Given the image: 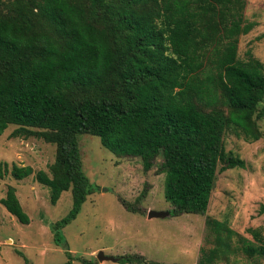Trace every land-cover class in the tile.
I'll use <instances>...</instances> for the list:
<instances>
[{
	"label": "trees",
	"instance_id": "obj_1",
	"mask_svg": "<svg viewBox=\"0 0 264 264\" xmlns=\"http://www.w3.org/2000/svg\"><path fill=\"white\" fill-rule=\"evenodd\" d=\"M246 1L0 0V135L14 126L12 137L55 147L53 163L33 177L51 205L71 194L70 211L52 224L56 244L94 190L80 135L98 137L119 159H139L145 172L161 158L169 217L205 215L218 166L244 169L226 135L256 142L264 118V63L250 52L238 58L239 37L254 27L244 20ZM9 174L21 181L33 169L12 164ZM0 204L29 223L13 186ZM205 224L213 247L200 248L197 264H227L236 250L250 262L264 257L262 228L248 229V240L227 222Z\"/></svg>",
	"mask_w": 264,
	"mask_h": 264
},
{
	"label": "rangeland",
	"instance_id": "obj_2",
	"mask_svg": "<svg viewBox=\"0 0 264 264\" xmlns=\"http://www.w3.org/2000/svg\"><path fill=\"white\" fill-rule=\"evenodd\" d=\"M243 15L245 22L254 23V27L239 37L238 58L246 60L250 52L264 63V0H247ZM257 124L262 137L256 142L226 135L225 149L238 154L245 167L219 170L221 165L218 166L205 215L151 219L147 217L150 210L172 209L164 197L161 158L145 172L139 159H119L101 146L98 137L80 135L82 169L94 190L75 219L61 229L63 243L59 245L54 241L52 224L70 211L71 194L63 192L58 202L51 205L47 188L33 177L39 170L46 172L53 163L55 147L36 138H14L11 133L15 127L10 126L0 135V200L7 187L13 186L29 223H19L0 204V264H24L19 253L30 264H65L68 260L71 264H141L142 260L197 264L200 248L213 247V242L205 239L207 217L227 222L230 229L248 240H252L247 232L250 228H262L264 236V118ZM12 164L30 166L33 174L16 181L9 174ZM123 202L132 211L126 210ZM238 246L233 237L231 247ZM100 251L116 261L99 262L96 256ZM254 260L250 262L236 250L227 264H264V257Z\"/></svg>",
	"mask_w": 264,
	"mask_h": 264
},
{
	"label": "water",
	"instance_id": "obj_3",
	"mask_svg": "<svg viewBox=\"0 0 264 264\" xmlns=\"http://www.w3.org/2000/svg\"><path fill=\"white\" fill-rule=\"evenodd\" d=\"M168 215L169 214L167 212H155V211H152V210L148 211V213H147L148 219H151V218H164V217H166ZM96 257H97V260L99 262H102V261H116L114 258L106 257L102 251H100L97 254Z\"/></svg>",
	"mask_w": 264,
	"mask_h": 264
}]
</instances>
